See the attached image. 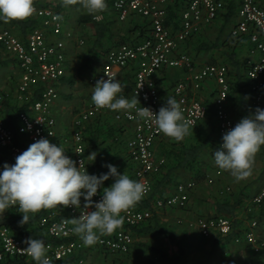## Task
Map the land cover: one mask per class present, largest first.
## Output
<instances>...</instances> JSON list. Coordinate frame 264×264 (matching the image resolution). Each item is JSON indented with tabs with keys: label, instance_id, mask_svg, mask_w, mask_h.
I'll return each instance as SVG.
<instances>
[{
	"label": "built area",
	"instance_id": "1",
	"mask_svg": "<svg viewBox=\"0 0 264 264\" xmlns=\"http://www.w3.org/2000/svg\"><path fill=\"white\" fill-rule=\"evenodd\" d=\"M227 1L239 5V21L233 34L235 37H247L251 43L247 76L254 84L252 86V91L255 93L254 105L264 109V7L258 0H188L181 15V29L175 34H172L166 25L168 16L165 8L166 0H115L113 8L120 21H126L132 14L139 15L149 20L151 32L149 37L138 45L128 43L110 50L101 78H117L119 69L135 65L137 72L134 88L136 98L141 104L137 107H149L153 112H158L161 97L154 76L166 68L185 70L189 75L188 83L179 82L173 94L181 104L185 120L191 122L190 128L197 126L207 117L208 106L200 100L189 98L187 91L190 88L200 90L207 80L216 81L218 89L214 106L221 145L222 135L235 126L227 109L230 94L228 67L211 65L195 71L191 57L180 52L179 45L198 32L202 23L213 22L219 11L225 8ZM34 7L35 11L29 18H37L41 24L35 27L26 39H21L10 29L0 25V49L17 61L21 72V82L17 89L19 99L22 105H29V111H22L17 115L15 129L6 125L0 116V147L5 150L13 164L19 154L40 138H47L51 143L61 147L63 142H68L60 138L57 120L52 115V110L59 98V84L67 74L66 43L67 40L73 39L74 35L71 32L65 34L63 15L36 3ZM55 17L59 19H54ZM80 43L82 44V41ZM38 89H40L38 99L32 100ZM8 98L9 95L0 91V103ZM108 112H113L116 117L134 125V135L129 143V155L136 166V180L144 182L148 188L143 197L146 198L152 191V176L165 164L164 160L157 159L154 152L155 144L163 133L150 122L138 119L135 111L127 114L118 113L107 108H97L93 102L89 103L87 108L75 117L70 148L65 154L76 162L77 167L81 163V169H87L91 174L85 158L86 143L82 129L90 120ZM2 167L3 165H0V169ZM217 174H222L221 169L218 168ZM195 186V182L179 184L171 196L158 199L154 203L153 210L131 207L123 211L122 226L110 235L99 236L92 246L84 245L79 236L71 231L73 225L70 219L79 218L81 212L86 211L82 209L83 197L81 209L73 206L53 208L40 219V226L46 228L50 236L67 240L58 243L46 242L47 255L52 259L53 264L71 257L77 258L69 264H85L86 258L77 255L94 248L111 254L126 255L134 245L133 233L130 230L151 220L154 217V210L186 208L190 191ZM102 194L101 189L93 200L99 202ZM263 200L264 186L254 196L253 202L261 204ZM63 213L65 217L62 216ZM197 225L202 236L206 238L213 234L225 237L240 229L235 227L232 219L224 217L201 218ZM241 231L240 235L234 237V243L246 244L256 254L264 251V236L258 220L254 219L247 230ZM0 246V261L5 257H22L33 261L24 251L26 243L13 235L6 226L0 227Z\"/></svg>",
	"mask_w": 264,
	"mask_h": 264
},
{
	"label": "crops",
	"instance_id": "2",
	"mask_svg": "<svg viewBox=\"0 0 264 264\" xmlns=\"http://www.w3.org/2000/svg\"><path fill=\"white\" fill-rule=\"evenodd\" d=\"M114 1L106 0L107 9L99 14L100 19L94 18L83 9L82 0H76L74 4L67 7L63 6L62 0H42L40 3L57 13L62 12L61 15L66 18L65 34L71 32L74 35V38L67 40L66 43L68 74L59 84V98L52 110V115L57 120V131L60 138L68 140V142L62 143L65 150L70 148L75 117L92 102L94 86L101 79L110 50L120 46L125 40V42H130L135 39L141 27H145V31L150 30L149 20L139 15L132 14L126 21H120L113 8ZM187 1L166 0L165 8L168 11L166 25L172 34L181 29V15ZM258 2L264 7V0H258ZM234 3L227 1V5L219 11L216 19L211 23H202L198 32L179 45V51L191 57L195 71L211 65L228 67L230 94L227 109L236 124L241 118L254 113L257 107L254 105L255 93L252 91L254 84L246 86L249 81L244 77L243 70V64L251 57L252 46L246 37H235L233 34L239 21V5ZM230 6H235L236 9H229ZM70 13L72 15L78 13L77 17L70 18L72 25L68 22ZM40 24L41 22L35 27ZM29 34L27 33V36ZM20 38L25 39L22 34H20ZM10 66L9 68L15 67V65ZM3 69L6 67L0 68V71ZM14 69H16L15 73L20 83L21 72L16 67ZM136 72L135 65L118 70L116 79L124 88L121 94L129 100L137 97L134 88ZM154 79L160 91L161 107L168 97L175 98L173 94L175 86L181 81L188 83L189 75L185 70L166 68L157 73ZM6 82L7 80H4L1 87H5ZM19 83L16 90L6 100L9 101L10 106L20 107L22 105L17 90ZM217 89L216 81L207 80L200 90L190 88L187 95L189 98L200 100L207 105L214 102ZM249 89L252 91V94L249 93L250 99L253 95V111L248 106L251 100L247 97L246 91ZM248 100L250 103L246 104ZM2 108L6 107L2 104ZM134 129L132 123L116 117L113 112L104 113L83 126L82 131L86 143L85 158L89 168L92 169L91 174H101L99 168L95 167L97 163L101 165L111 163L117 166L120 172L125 173L123 171V169L125 170L124 160L127 153L129 154V143L134 135ZM199 129L193 130V132L190 128L189 133L180 142L163 134L154 147L157 159L167 162L166 167L161 166L159 171L163 172V178L168 171H171L172 182L163 189L162 198L171 196L176 191L179 182L184 184L196 182L195 188L190 191L187 207L154 210V220H149L145 226L151 225V229L157 228L159 232L152 230L144 234L134 233L135 246L133 245L128 254L121 256L111 254L114 257L108 258L99 257L101 264H114L117 260L124 264H264V251L256 254L248 245L224 241L218 234L206 238L202 236L197 225L199 219H208L216 214V202L221 200L223 195L233 194L236 196L238 194L242 195L245 201L237 215L240 222L239 228L241 230L248 229L254 219L250 215V210L247 211L246 208L251 206L253 197L264 186V146L255 156L251 176L237 182L227 171L221 170L222 174H217L218 167L214 164V156L212 155V160L209 158L210 148L209 150L205 149L206 153L200 154L199 160H202V163H194L192 167L182 164L184 154L179 148L183 145H194L199 138L201 140L206 137L207 129L201 127ZM94 134L98 136V139L95 142L94 150H92L91 138ZM219 143H221L220 139ZM92 152L97 153L94 162L92 157L88 156ZM206 177H211L210 181L206 182ZM213 180L215 188H210L208 183ZM105 183L109 186L111 180L105 181ZM103 187L105 186L103 185ZM162 198L158 197V199ZM155 202L152 203V207ZM52 210L53 208L48 209L42 217ZM62 216L65 217V213ZM156 222H158V226ZM260 227H262L264 236V222ZM135 242L140 244H135ZM144 245L160 250L173 261L164 260L161 254L148 251Z\"/></svg>",
	"mask_w": 264,
	"mask_h": 264
},
{
	"label": "clouds",
	"instance_id": "3",
	"mask_svg": "<svg viewBox=\"0 0 264 264\" xmlns=\"http://www.w3.org/2000/svg\"><path fill=\"white\" fill-rule=\"evenodd\" d=\"M62 2L67 7L76 0ZM82 7L89 15L99 19V14L107 9V3L106 0H82ZM34 11V0H0V20L5 22L27 19ZM123 91L118 79L101 78L94 86L91 100L97 108L125 114L135 111L138 119L150 122L176 142L182 141L189 133L191 122L185 120L181 104L175 98L168 97L158 112H153L149 107H137L141 104L136 96L129 100L121 94ZM262 146L264 109L257 108L222 135V144L213 152L214 164L239 182L251 176L255 156ZM65 153L60 145L40 138L19 154L14 164L4 163L0 169V215L18 205L22 215L20 224L26 225L30 214L44 209L58 206L81 209L83 197L82 209L86 211L81 212L79 218L70 219L73 225L71 231L79 236L84 245L92 246L100 235H110L122 226L121 213L139 203L148 188L144 182L121 174L111 163L102 165L108 169L106 173L89 174L87 169H81V163L77 167L76 162ZM88 156L94 162L97 153L92 152ZM110 178L113 183L103 187ZM101 189L102 198L96 202L93 197ZM25 243L24 251L35 264H53L47 255L48 247L44 239L29 237Z\"/></svg>",
	"mask_w": 264,
	"mask_h": 264
},
{
	"label": "trees",
	"instance_id": "4",
	"mask_svg": "<svg viewBox=\"0 0 264 264\" xmlns=\"http://www.w3.org/2000/svg\"><path fill=\"white\" fill-rule=\"evenodd\" d=\"M42 0H39L38 2H36L34 0V3L45 7L44 4H40ZM235 4V3H234ZM236 5V4H235ZM229 9H236L235 6H230ZM60 14L62 12H59ZM64 19L65 16H63ZM40 23V20L37 18H29V19H24V20H10V21H3L0 20V25L10 29L11 31H13L14 34H16L18 37H20V34H22L24 36V38L26 39L27 37V33L29 34L30 31H32L34 29V27ZM150 26V24H149ZM145 27H141L139 30V33L137 35V37L133 40H131L130 42H125V44H134V45H138L142 42H144L146 40V38L149 37L150 35V30L145 31L144 30ZM247 38V37H246ZM248 39V38H247ZM123 42V44H124ZM121 44V45H123ZM120 45V46H121ZM67 47V44H66ZM119 47V46H117ZM115 47V48H117ZM114 49V48H113ZM2 54H5V57L7 58H1ZM107 60V59H106ZM10 65H15L16 68L19 69V66L17 64V61L15 59L10 58V56L5 53L2 49H0V68L2 67H6L9 68L11 67ZM67 53H66V67H67ZM247 62L245 64H243V70H244V77L249 81L248 84L246 85L247 87H249V85L251 86L252 82L251 80L248 78L247 76ZM67 74H68V70H67ZM66 74V75H67ZM66 78V76L62 79L64 80ZM61 80V81H62ZM39 91L40 89H38L35 92V96L32 98V100H36L39 97ZM246 93L248 94L247 97H249L250 99V94H252L251 89H249V91H246ZM251 103L248 100V102H246V104H249L248 106H250V109L253 111L254 110V106L252 104L253 102V95H251ZM2 104L4 105V107H6L5 109L2 108ZM22 106V107H21ZM208 106V114L207 117L200 122L197 126L194 127L193 130H198L200 127L201 128H206L207 129V134L206 137L200 138L197 140V143L194 145H183L182 147H180L179 149L182 150L183 154H184V160L182 162V164L188 166V167H192V164L194 163H202V160L200 159V154L201 153H206L205 149L209 150V158H213V152L215 150L218 149V147L220 146L219 143V135H218V129H217V118H216V112H215V106H214V102H211L209 104H207ZM22 111H29V105L28 104H24V105H20V107L18 106H10L9 101H5L3 103H0V116L1 118L4 120V122L6 123V125H8L11 128H16V124H15V118L16 116L19 114V112ZM16 115V116H15ZM192 129V128H191ZM100 130V129H99ZM201 130V129H199ZM116 131V130H114ZM111 133V130H110ZM98 136L96 134H94L91 138V141L93 142L91 148L92 150H94L95 148V142L97 141ZM212 160V159H211ZM125 170L123 169V171H125V174H127L131 179L136 180L135 177V170H136V166L133 163L130 155L127 153V156L125 158ZM4 163H8V164H13L12 160L10 159V157L6 154L5 150H3L0 147V165H4ZM167 162L164 164L163 168L166 167ZM96 168H99L101 173H106L108 171V169L106 167H102L101 164H96L95 165ZM162 168V170H163ZM92 169L90 168V171ZM120 172V170H118ZM92 173V172H91ZM121 174H123L122 172H120ZM162 175V177H161ZM152 180V191L150 193V195L146 198H143L139 203H137L134 207H137L139 209H153L152 207V203L155 202L158 197L162 198V192L163 189L171 184L172 180H171V171H168V173L166 175H164L163 178V172H159L156 173L152 176L151 178ZM109 180H111V183L109 184V186L113 183V179L110 178ZM182 182H179L178 184H181ZM105 187H109L108 184H104ZM165 198V197H164ZM254 198V197H253ZM244 199L242 197V195H236L234 196L233 194H226L222 196V199L219 200L218 202H216V214L214 216H212L211 218H219V217H224V218H229L232 219L234 222V225L236 228H239V224L240 222L237 219V215L239 210H241V208L244 205ZM247 211L250 210V215L251 217H253V219L258 220V222L261 223L264 222V200L261 204H256L253 202L252 199V204L250 207L246 208ZM48 211V209H44L39 211L38 213L35 214H30V220L27 222L26 225H21L20 221L22 219V215L19 213V208L18 207H10L7 212L4 215H0V227L1 226H6L8 227L12 234L15 235L16 237L20 238L21 240H23L24 242L29 238H41L44 239L45 242H53V243H58L61 241H65L67 239H59V238H54L52 236L49 235V232L47 231L46 228L41 227L40 226V219L42 218L43 215H45V213ZM253 215V216H252ZM154 220V217L151 219V221ZM156 225L158 226V222H156ZM152 230H158L157 228H153L151 229V225L149 226H145L144 225H140L138 227L132 228L131 232L134 233H138V234H144V233H149ZM242 233L241 229L235 231L233 234L228 235V236H221V239L227 242H232L234 237L236 235H240ZM143 246V245H142ZM144 247H146V249L148 251H152V252H156L161 254V257L164 260H169V261H173L170 259V257L161 252L160 250H157L155 248H153L152 246L149 245H144ZM0 252H1V246H0ZM99 255L98 257L101 258H108L111 253H108L105 250L99 249V248H94V249H88L85 252L79 253L77 256L78 257H84L86 258L88 255ZM121 256V255H120ZM77 257H75L76 259ZM74 259V257H71L70 259L64 260L62 262H58V263H54V264H69V262L71 263V261ZM74 259V260H75ZM0 264H35L34 261H29L25 258L22 257H5L3 260L0 261Z\"/></svg>",
	"mask_w": 264,
	"mask_h": 264
},
{
	"label": "rangeland",
	"instance_id": "5",
	"mask_svg": "<svg viewBox=\"0 0 264 264\" xmlns=\"http://www.w3.org/2000/svg\"><path fill=\"white\" fill-rule=\"evenodd\" d=\"M72 16H75L77 17L78 16V13H75L74 15H72L70 13V15H68V19H69V24L70 23V18H73ZM77 19V18H76ZM73 24V23H72ZM71 24V25H72ZM1 58H7L5 57V54H2V57ZM15 67L13 68H6V69H3L0 71V91L1 92H4L6 94H12L15 90H16V87L19 83V80H18V76L16 75V69H14ZM4 80H7L6 84H5V87H1V84ZM9 88V89H7ZM211 177H206L205 178V181L208 182L210 181ZM216 181V179H215ZM215 181L213 180L212 182L208 183L210 185V188H215ZM196 184V182H195ZM212 217V216H211ZM209 217V218H211ZM135 244H140L139 242H135ZM135 246V245H134ZM99 255H95V254H92V255H88L86 257V263L85 264H101V262L99 261ZM109 257H114L113 255H110ZM145 257H143L144 259ZM145 260V259H144ZM120 260H117L116 262H114V264H124V262H119ZM119 262V263H118ZM128 264V263H126Z\"/></svg>",
	"mask_w": 264,
	"mask_h": 264
}]
</instances>
